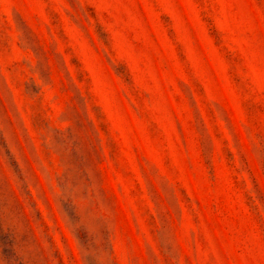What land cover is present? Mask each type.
Returning <instances> with one entry per match:
<instances>
[{"label":"rangeland","instance_id":"rangeland-1","mask_svg":"<svg viewBox=\"0 0 264 264\" xmlns=\"http://www.w3.org/2000/svg\"><path fill=\"white\" fill-rule=\"evenodd\" d=\"M0 264H264V0H0Z\"/></svg>","mask_w":264,"mask_h":264}]
</instances>
